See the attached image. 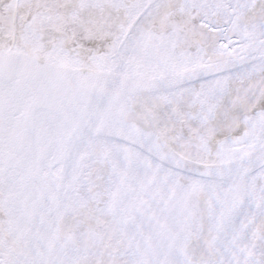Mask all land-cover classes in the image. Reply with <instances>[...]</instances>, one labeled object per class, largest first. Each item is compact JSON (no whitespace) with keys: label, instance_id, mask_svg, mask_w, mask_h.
<instances>
[{"label":"snow or ice","instance_id":"1","mask_svg":"<svg viewBox=\"0 0 264 264\" xmlns=\"http://www.w3.org/2000/svg\"><path fill=\"white\" fill-rule=\"evenodd\" d=\"M0 264H264V0H0Z\"/></svg>","mask_w":264,"mask_h":264}]
</instances>
